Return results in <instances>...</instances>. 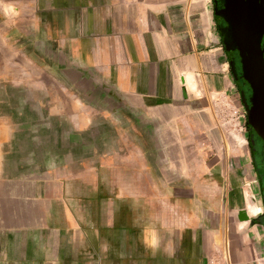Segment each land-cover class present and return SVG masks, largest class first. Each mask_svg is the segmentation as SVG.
<instances>
[{
    "label": "crops",
    "instance_id": "1",
    "mask_svg": "<svg viewBox=\"0 0 264 264\" xmlns=\"http://www.w3.org/2000/svg\"><path fill=\"white\" fill-rule=\"evenodd\" d=\"M11 1L4 12L26 24L33 54L69 75L67 87L84 89L78 102L131 110L149 140L164 135L150 123L169 111L179 115L197 91L202 0H17L14 7ZM0 132V264H264L259 212L239 221L228 197L223 209L216 192L204 201L178 176L174 184L161 176L160 194L153 187L109 196L90 182L87 191H73L76 179L60 168L22 171L27 162L21 155L13 160V134ZM144 162L153 173L154 162ZM157 162L163 167L167 159Z\"/></svg>",
    "mask_w": 264,
    "mask_h": 264
},
{
    "label": "rangeland",
    "instance_id": "2",
    "mask_svg": "<svg viewBox=\"0 0 264 264\" xmlns=\"http://www.w3.org/2000/svg\"><path fill=\"white\" fill-rule=\"evenodd\" d=\"M202 1L205 25L197 52L204 71L196 78L197 91L183 102L179 115L169 111L168 117L150 123L164 135L149 140L131 110L113 102L107 112L79 103L84 89L67 87L69 75L54 71L51 59L42 61L33 54L26 24L18 23V14L9 9L5 14L10 0H0V131L13 134V160L21 155L27 162L22 171L41 174L60 168V175L76 179L73 191H87L90 182L93 191L109 196L116 189L144 194L153 187L160 194L162 176L172 184L180 179L204 201L213 192L222 204L228 197L230 213L258 206L243 113L216 42L211 4ZM11 2L14 7L17 0ZM147 144L150 152L138 150ZM162 155L167 164L160 167ZM144 159L154 162L153 173Z\"/></svg>",
    "mask_w": 264,
    "mask_h": 264
},
{
    "label": "flooded vegetation",
    "instance_id": "3",
    "mask_svg": "<svg viewBox=\"0 0 264 264\" xmlns=\"http://www.w3.org/2000/svg\"><path fill=\"white\" fill-rule=\"evenodd\" d=\"M217 44L244 118L245 137L256 182L259 213L254 221L264 240V12L254 22V53L244 51L237 15L243 0H209Z\"/></svg>",
    "mask_w": 264,
    "mask_h": 264
},
{
    "label": "water",
    "instance_id": "4",
    "mask_svg": "<svg viewBox=\"0 0 264 264\" xmlns=\"http://www.w3.org/2000/svg\"><path fill=\"white\" fill-rule=\"evenodd\" d=\"M264 12V0H243V6L237 15L239 24V34L243 39L244 51L248 54L254 53L257 45L254 43V22L259 18L260 12ZM183 98H187L185 87L181 90ZM239 221H250L246 210L242 209L237 212Z\"/></svg>",
    "mask_w": 264,
    "mask_h": 264
},
{
    "label": "bare ground",
    "instance_id": "5",
    "mask_svg": "<svg viewBox=\"0 0 264 264\" xmlns=\"http://www.w3.org/2000/svg\"><path fill=\"white\" fill-rule=\"evenodd\" d=\"M186 78V77H185ZM188 78V77H187ZM189 80V79H188ZM186 83V82H185ZM190 86V85H189ZM249 209V208H248ZM259 212L258 206H250V211L248 215L251 217V215H256Z\"/></svg>",
    "mask_w": 264,
    "mask_h": 264
}]
</instances>
